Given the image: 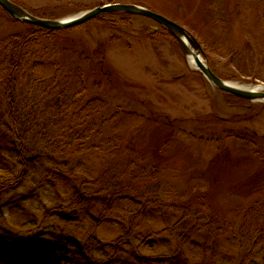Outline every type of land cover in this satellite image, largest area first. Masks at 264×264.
Listing matches in <instances>:
<instances>
[{
    "label": "rangeland",
    "instance_id": "1",
    "mask_svg": "<svg viewBox=\"0 0 264 264\" xmlns=\"http://www.w3.org/2000/svg\"><path fill=\"white\" fill-rule=\"evenodd\" d=\"M11 1L54 21L116 3L138 5L183 27L222 80L242 88L264 85V0ZM21 61L12 86L11 70ZM55 73L59 82L45 89L36 124L59 128L50 119L69 108L77 112L81 137L72 150L54 151L50 162L65 160L61 172L81 181L82 194L100 190L91 185L113 162L140 183L106 214L101 207L95 219L87 208L77 214L65 177L38 172L16 155V145L15 174L0 164V264H73L77 253L113 264L110 245L122 236L128 243L123 255L264 264V243L253 252L239 231L246 214L254 219L264 206V103L215 87L170 32L147 17L103 14L48 30L16 21L0 6V115L14 95L26 109L36 104L35 95ZM154 190L162 201L145 208L151 198L145 193ZM208 221L212 229L200 231Z\"/></svg>",
    "mask_w": 264,
    "mask_h": 264
},
{
    "label": "trees",
    "instance_id": "2",
    "mask_svg": "<svg viewBox=\"0 0 264 264\" xmlns=\"http://www.w3.org/2000/svg\"><path fill=\"white\" fill-rule=\"evenodd\" d=\"M23 49V47H22ZM23 52V50H21ZM22 61L18 64H16L13 68L12 73L10 74L12 76L11 84L12 86L17 85L16 79L20 77L19 75V68L21 67ZM51 85L44 86L41 88V91H39L35 96L38 98L36 104L32 103L30 105V108L22 107L24 105H17L21 101L19 98H16L13 96L12 99L15 98V101L10 102L12 103L7 111V114L0 115V149L7 153L8 156L5 158L2 157L0 159V164L3 166L4 170H10L11 174H15L14 170V162L12 161L13 158L19 156L21 153L25 158L28 159L29 162L32 163L33 168L35 167L38 172L44 170L46 172L47 170L55 174V177L59 181H63V177H65V174H63L62 170H67L61 166H65L64 162L65 160H62L58 158L55 163H51L50 159L52 158L54 162L53 155L54 151L61 150L62 152H67V150H72L75 148L74 146L78 145V142L80 140V133L77 124L75 123L77 120V112L76 111H70L69 108H65L64 110L60 109L57 111L58 114L56 116H53V118L50 119L51 123L58 122L60 125L59 128H52L51 126L46 125V127L43 126V124H36L37 122L41 121V117L43 113H37L39 112L37 108L41 104H44V99L47 95H45V89H54V87H51L52 85H55L57 81L59 82L58 75L55 73L53 74V78H51ZM64 81V80H63ZM64 81V86H62V89L65 91L68 88H65L67 86V83ZM62 84V81H60ZM58 83L60 86L61 84ZM43 89V90H42ZM40 90V89H39ZM49 90V91H50ZM52 91V90H51ZM49 96H53L51 92ZM242 101H245L244 99H240ZM12 101V100H11ZM26 103V101H23ZM247 102V101H245ZM28 107V106H27ZM25 108V109H24ZM37 110V111H35ZM68 112V113H67ZM49 121V120H48ZM47 121V122H48ZM75 121V122H74ZM46 122V123H47ZM57 125V124H53ZM43 126V127H42ZM55 127V126H53ZM47 140V141H45ZM76 143V145H75ZM17 145V146H16ZM15 146L16 149V155L12 156V150L14 151ZM19 148V150H18ZM24 150V153H23ZM11 151V152H10ZM121 151V149L118 151V153ZM28 153L31 154V156H28ZM59 160V162H58ZM50 165V166H49ZM53 165L58 167V169L53 170ZM52 168V171H51ZM128 169V168H127ZM126 167L124 165L113 162V168H107L102 177L99 179L98 183H94L91 186H96L97 184L100 187V190L97 192H91V193H81V187L80 182H75L71 180V176L67 174V176L64 178L63 183L64 189L69 191V188L71 189V194L73 195L70 197V204L73 209V211H77V214L79 212H82L84 208L88 209L89 216H93L95 219V216L93 215L94 211H97L99 207L103 208L100 209L101 214H106L108 210H110L112 207L114 209L116 203L123 198H126L129 196V190L134 189L136 186V183H140L137 180V176L135 175H128ZM62 171V172H61ZM48 174V172H46ZM63 176V177H62ZM57 181V180H56ZM71 181V182H70ZM135 185V186H134ZM80 192V193H78ZM151 193V194H150ZM79 194V195H78ZM150 194V195H149ZM145 195L151 196L149 198L150 200L146 201V207L147 208L150 205L151 201L159 202L160 200L159 196L157 195L156 191H148L145 193ZM83 207V208H82ZM264 206H262V211L255 213L257 217H254V219H250L254 216V214L249 213L246 214L247 222L242 227L240 226V232L243 238L247 237V242L253 243L251 251L254 252V245H258L259 243H264ZM85 212V211H84ZM138 216H135L132 219V229L137 223ZM212 221H208L204 224V227H198L199 230L203 229H212L213 227ZM243 228V229H242ZM209 236V235H207ZM246 236V237H245ZM127 238L131 237L130 234L126 236ZM246 244V243H245ZM124 245H128L126 239L124 236L120 237L119 240L114 242L110 247L113 249V252L115 254L113 257V264H186L188 260H185L184 256H172L170 258L167 257H157L155 259H148L147 257H143L139 252L137 251H129L126 252L124 255L123 248ZM243 245V244H242ZM243 263V260L241 262ZM73 264H110L108 263H101L97 262L94 259L86 258L85 255L81 256L78 253L76 254V259L73 262Z\"/></svg>",
    "mask_w": 264,
    "mask_h": 264
},
{
    "label": "water",
    "instance_id": "3",
    "mask_svg": "<svg viewBox=\"0 0 264 264\" xmlns=\"http://www.w3.org/2000/svg\"><path fill=\"white\" fill-rule=\"evenodd\" d=\"M0 6L14 20L26 22L48 30H60L79 26L103 14L127 13L131 15L147 17L170 32V34L181 45L187 58L189 59L190 56L194 58V65L196 66V69L199 70L203 76L215 87L241 99L264 103V85H260L255 88H242L222 80L211 70L208 63L203 60L202 48L200 44L183 27L144 7L132 4L116 3L113 5L96 8L75 19L68 21H54L34 17L22 7L13 3L11 0H0Z\"/></svg>",
    "mask_w": 264,
    "mask_h": 264
},
{
    "label": "bare ground",
    "instance_id": "4",
    "mask_svg": "<svg viewBox=\"0 0 264 264\" xmlns=\"http://www.w3.org/2000/svg\"><path fill=\"white\" fill-rule=\"evenodd\" d=\"M129 15H131V14H129ZM41 28V27H40ZM44 29V28H43ZM189 61H190V63L195 67V69H196V66L194 65V58L192 57V56H190L189 57ZM197 70V69H196ZM199 71V70H198ZM232 85H234V84H232ZM235 86H237V85H235Z\"/></svg>",
    "mask_w": 264,
    "mask_h": 264
}]
</instances>
